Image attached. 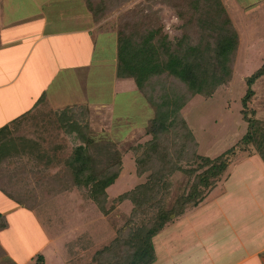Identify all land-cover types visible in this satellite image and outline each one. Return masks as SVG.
<instances>
[{
	"label": "trees",
	"instance_id": "1",
	"mask_svg": "<svg viewBox=\"0 0 264 264\" xmlns=\"http://www.w3.org/2000/svg\"><path fill=\"white\" fill-rule=\"evenodd\" d=\"M83 1L96 23L113 11L112 0ZM182 2L191 13L188 12V18L181 13L177 17L185 25L183 30L189 28V33L182 30L178 38H172L163 24L154 26L156 22L148 9L134 13L136 17L131 22L124 15L118 18L116 76L119 80H132L153 111L146 129L152 139L137 158V175L150 174L144 184L118 198L119 202L133 204L131 219L114 241L95 252L87 264H150L154 258V237L201 204L227 173L228 162L241 152L238 144L230 151L231 155L216 159L199 155L198 143L182 115L195 96L211 98L231 81L240 42L221 0ZM114 26L111 24L112 29H116ZM262 77L264 64L246 80L244 106L254 95L253 85ZM45 99L43 94L32 110L0 128V192L19 208L34 212L40 208L38 201L43 197L51 199L73 189H88V197L104 212L107 190L121 173L120 155L110 152L112 145L108 146L105 138L96 140L90 129L88 107H70L57 114L56 127L77 144L66 158H59L64 147L46 144L43 139L44 129H52V121L46 117L37 120L44 113L42 108H47ZM24 126L31 131L22 133ZM243 144V149L252 145L264 161V122L250 121ZM183 164L187 167H182ZM59 166L62 168L54 175L48 173L50 167ZM178 171L188 176L189 186L169 202L172 187L169 178ZM29 178L36 179L33 189ZM8 227L6 216L0 213V233ZM80 240L68 243L74 257L79 245L83 246ZM0 264H15L1 241Z\"/></svg>",
	"mask_w": 264,
	"mask_h": 264
},
{
	"label": "rangeland",
	"instance_id": "2",
	"mask_svg": "<svg viewBox=\"0 0 264 264\" xmlns=\"http://www.w3.org/2000/svg\"><path fill=\"white\" fill-rule=\"evenodd\" d=\"M112 1L113 11L98 22L100 30L109 29L115 33L118 29V18L122 15L131 22L136 17L134 13L139 14L141 9H148L151 19L156 22L154 26L163 24L172 38H178L183 34L185 25L177 15L181 13L182 17L188 18L191 13L182 0ZM222 2L240 38L233 77L211 98L195 96L182 110V115L198 143L197 153L213 159L227 153L231 155L230 151L238 144L241 156L245 157L252 152L257 154L252 145L243 149V141L249 131L250 121L264 122V77L253 85L254 95L246 106L243 105L248 89L247 78L264 64V0ZM110 23L116 29H112ZM185 30L189 33V28ZM110 45L111 43L106 48L110 57L105 59L107 62L105 61L104 67L101 68V59L95 57V65L80 67L79 71H65L64 79L55 82L56 85L47 91L51 109L42 108L44 113L39 114L37 120L46 117L52 121L54 127L44 129L46 132L43 133V139L46 144L63 146L64 151H60L58 157L66 158L77 143L56 127V116L71 106L88 107L92 134L96 140L105 138L108 146L112 145L109 151L120 155V176L107 190L108 200L104 212L88 197V189H73L51 199L39 195L38 199L42 198V203L37 200L41 206L34 212L17 207L15 202L0 192V213L6 216L9 224L8 229L0 233V240L11 256L20 262L30 258L26 264H87L95 252L114 241L118 231L131 219L133 204L130 201L119 202L118 198L148 179L150 172L143 176L137 175V158L144 145L152 139L146 129L153 118V111L132 80L116 78L117 55ZM16 99L18 97L13 102L16 106L12 110L14 117L23 112V105L21 106V102L16 103ZM37 114L36 111L34 115ZM0 115L3 116L1 113ZM4 125L6 124L0 117V126ZM29 130L31 131L29 126H24L22 133ZM239 155L238 152L233 161L228 162L229 166L239 159ZM22 162L26 163V158ZM182 167L186 168L187 165L183 164ZM61 168L50 167L48 173L54 175ZM226 175L227 173L217 187ZM29 179L30 188L33 189L36 179ZM169 181L172 185L168 196L170 202L189 186L190 179L185 172L178 171ZM79 239L80 242L83 240V246L79 245L78 255L74 257L67 246Z\"/></svg>",
	"mask_w": 264,
	"mask_h": 264
},
{
	"label": "crops",
	"instance_id": "3",
	"mask_svg": "<svg viewBox=\"0 0 264 264\" xmlns=\"http://www.w3.org/2000/svg\"><path fill=\"white\" fill-rule=\"evenodd\" d=\"M98 24L83 0H0V117L6 125L43 94L51 109L47 91L65 71L95 65V57L104 67L109 43L117 55L116 33ZM17 97L23 112L14 117ZM239 154L201 204L154 237L150 264H264V161L258 153ZM3 246L15 264L30 260L20 262Z\"/></svg>",
	"mask_w": 264,
	"mask_h": 264
}]
</instances>
